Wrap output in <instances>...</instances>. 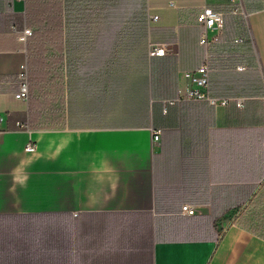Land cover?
<instances>
[{
    "label": "crops",
    "instance_id": "0c3cea01",
    "mask_svg": "<svg viewBox=\"0 0 264 264\" xmlns=\"http://www.w3.org/2000/svg\"><path fill=\"white\" fill-rule=\"evenodd\" d=\"M241 1L62 0L44 103L15 97L34 0H0V264H264V0ZM202 64L242 106L175 100Z\"/></svg>",
    "mask_w": 264,
    "mask_h": 264
},
{
    "label": "trees",
    "instance_id": "16d2710c",
    "mask_svg": "<svg viewBox=\"0 0 264 264\" xmlns=\"http://www.w3.org/2000/svg\"><path fill=\"white\" fill-rule=\"evenodd\" d=\"M27 20L31 29L26 40L27 100L54 103L56 72L61 70L56 55V39L63 22L62 0H34L33 10H27Z\"/></svg>",
    "mask_w": 264,
    "mask_h": 264
},
{
    "label": "built area",
    "instance_id": "2783aa9c",
    "mask_svg": "<svg viewBox=\"0 0 264 264\" xmlns=\"http://www.w3.org/2000/svg\"><path fill=\"white\" fill-rule=\"evenodd\" d=\"M236 2H242L241 0H233ZM241 4V3H240ZM238 10L243 11L244 8L241 7L234 8V11ZM154 19L157 16L153 17ZM197 21L199 24L203 26V31L201 33L200 42L204 45H209L211 42V38L207 36V30L215 28L220 30L223 23L222 13L214 10L210 6H204L197 14ZM31 35L30 28H24L18 39L26 44L27 38ZM166 51V47L164 44H151L149 48V54L152 55H163ZM19 78V87L18 91L15 93V97L27 100L28 99V71L26 62L20 65V69L18 72ZM184 84L177 89V97L175 100H205L208 103L217 106H224L228 104L230 101H234L237 106H242V98L240 97H225L219 98L212 96L209 92V77H208V69L206 64L200 65L195 70L185 71L183 73ZM262 105L264 107V96L262 98ZM1 119V118H0ZM18 126L27 127L25 124H18ZM159 138V130L153 131V140H157ZM24 150L27 152L35 151V144L33 142H27ZM181 210L185 214H194L195 208L193 206H189L188 204H183L181 206Z\"/></svg>",
    "mask_w": 264,
    "mask_h": 264
}]
</instances>
